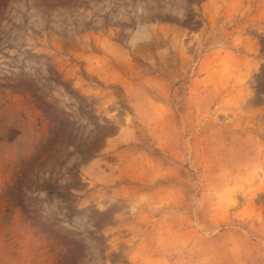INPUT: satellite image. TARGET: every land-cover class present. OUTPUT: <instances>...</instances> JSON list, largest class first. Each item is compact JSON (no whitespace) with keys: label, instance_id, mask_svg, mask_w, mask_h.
<instances>
[{"label":"rangeland","instance_id":"rangeland-1","mask_svg":"<svg viewBox=\"0 0 264 264\" xmlns=\"http://www.w3.org/2000/svg\"><path fill=\"white\" fill-rule=\"evenodd\" d=\"M0 264H264V0H0Z\"/></svg>","mask_w":264,"mask_h":264}]
</instances>
